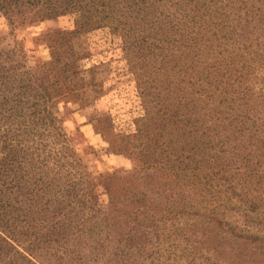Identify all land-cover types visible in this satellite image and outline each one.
Segmentation results:
<instances>
[{"label":"trees","instance_id":"1","mask_svg":"<svg viewBox=\"0 0 264 264\" xmlns=\"http://www.w3.org/2000/svg\"><path fill=\"white\" fill-rule=\"evenodd\" d=\"M57 3L81 29L111 27L147 90L142 102L153 112L138 119V143L127 141L134 169H161L152 145L165 116L182 138L178 167L160 170L159 183L149 178L157 190L146 191L134 172H93L51 108L70 83L61 41L51 45L57 65L38 71L1 51L0 264H163V252L169 258L184 240L172 222L166 232L171 218L162 217L183 212L181 192L197 196L190 209L213 214L230 165L264 162V0H0V13L13 25L34 11L49 17ZM47 124L55 137L28 140L30 128ZM109 145L126 150V142ZM249 176L261 177L254 168Z\"/></svg>","mask_w":264,"mask_h":264},{"label":"rangeland","instance_id":"2","mask_svg":"<svg viewBox=\"0 0 264 264\" xmlns=\"http://www.w3.org/2000/svg\"><path fill=\"white\" fill-rule=\"evenodd\" d=\"M63 8L60 3L52 4L49 17L41 18L34 11L32 19L22 23L17 20L13 25L0 13V53L9 50L14 59L25 63L31 71H38L42 66L57 65L51 45L57 46L61 41L58 52L68 63L66 68L71 74L69 86L63 88L65 94L51 105L59 119L58 126L72 139L71 144L78 147L83 163L93 172L112 173L125 179L127 173L134 172L132 181L139 189L157 190L154 182L148 185L145 182L152 177L159 183L164 180L162 170L169 172L178 167L182 147L178 127L167 116L163 117L161 139L152 145L161 169L157 168L156 173L155 169H134L136 162L127 153L131 148L127 141L132 145L138 143L135 130L138 119L153 112L142 102L147 90L137 86L121 39L111 27L86 31L81 29L78 15L62 13ZM56 128L52 124L30 128L28 140L53 138ZM109 141L126 142V150L116 151ZM261 151L258 147L256 153ZM254 162L255 158L246 167L240 162L230 165L225 173L230 180L214 189L216 201L210 206L214 208L213 214L199 206L190 209L187 201L194 197L196 200L197 196L190 188L181 192L183 212L162 217L171 218L166 232L172 222V229L178 227L184 240L180 238L169 249L174 252L169 258L163 252V264H264V162L260 166ZM236 165L237 171L233 169ZM253 168L261 175L259 182L249 176ZM163 196L167 193L160 194V199ZM101 199L105 202L107 195L102 194ZM208 214L221 222L209 221ZM135 260L134 264H139L140 258Z\"/></svg>","mask_w":264,"mask_h":264}]
</instances>
